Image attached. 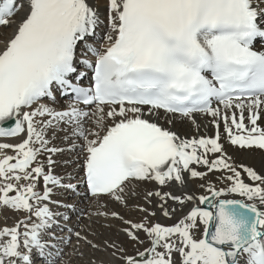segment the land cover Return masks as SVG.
Masks as SVG:
<instances>
[{"label": "snow or ice", "instance_id": "snow-or-ice-1", "mask_svg": "<svg viewBox=\"0 0 264 264\" xmlns=\"http://www.w3.org/2000/svg\"><path fill=\"white\" fill-rule=\"evenodd\" d=\"M0 28V264L73 236L110 257L87 264H264V174L229 155L264 152V0H0Z\"/></svg>", "mask_w": 264, "mask_h": 264}, {"label": "bare ground", "instance_id": "bare-ground-1", "mask_svg": "<svg viewBox=\"0 0 264 264\" xmlns=\"http://www.w3.org/2000/svg\"><path fill=\"white\" fill-rule=\"evenodd\" d=\"M101 11H103V9H101ZM11 29L8 28H0V33H10ZM209 120L210 118H198V122L201 124V127L199 129V131L196 130L195 126L192 125L189 121L185 120L183 123L177 122L176 126L174 128H172V130L174 131H178L181 134H185L188 136H201V135H205V136H211L214 135V128L209 124ZM159 123L161 124V126L163 127H172L171 125H168L167 123H165L163 120L159 121ZM262 124H264V121L261 122ZM205 125H207V127H205ZM0 142H7V143H16L17 140L16 138H7L4 139V141H0ZM9 154H13L11 152V150H9ZM229 155H231L233 161L235 162L236 165H244V166H248V167H253L258 173L264 174V152H261L259 150H254V151H242V150H238L235 148H229ZM199 168V166H197ZM199 170H203V169H199ZM220 174L219 173H215L214 175H210L209 179L212 181H215L216 177H218ZM243 176L246 177V174H242ZM200 181H196L194 187L196 188L197 192L199 193L201 190H199L198 185H199ZM218 187L220 185H217ZM153 187L152 185H141L137 188V191L143 192L149 188ZM135 200V198H133L132 200L129 201L133 203ZM138 204H144L143 200L137 199V205ZM113 205V206H111ZM109 203V207L110 208H114L119 207L116 204L113 203ZM136 207V205H134ZM149 208H151L152 206L150 205H145ZM81 207H85V205H81ZM115 207V208H116ZM135 207H131V211L129 213H132V217L128 218L127 215L126 217L128 219L131 220H138L141 216V213L135 211ZM89 211H92V209H88ZM120 209H118L119 211ZM125 211V209H123ZM128 210V209H127ZM126 210V211H127ZM130 210V209H129ZM186 211V209H185ZM1 215L3 216V220H4V224H0V227L5 226L6 224L8 226H11L13 224H15L16 220L15 217L17 216L16 213L14 212H10V211H3L0 212ZM4 214H10L8 216L4 215ZM123 214V211H122ZM125 214V212H124ZM123 214V215H124ZM126 215V214H125ZM18 217V216H17ZM75 218V217H74ZM93 219H96L95 216H93ZM12 220V222L10 223V221ZM75 222V219L74 221ZM102 223H111L112 227L106 228V227H99L97 224H92V230H95L96 232L100 233V237L97 238V242H99V239H103V238H112V239H116V233L118 231V228L120 226L119 223L115 222V220H110V221H103L101 220ZM160 223L164 224V225H171L173 223L172 220H168L165 218H161L159 220ZM91 222L89 221V219L87 218V216L85 215L83 220L81 221V223L77 226L78 228H86L87 225H89ZM2 225V226H1ZM106 231V233L104 232V235H101V231ZM108 233V234H107ZM89 239H93L92 236H89ZM120 241H122L124 243L125 246L130 245L129 242L121 235L120 236ZM76 247V240L75 237L73 236L72 240L70 243H68L65 247H64V256H63V260L67 262V264H87L89 259H95L97 260V262L101 259L103 260H109L110 257L108 256L107 253H103V252H94L91 248H88L84 245L81 244L80 247V251L84 253V256L81 257L79 256V254H73L74 250ZM140 247V246H139ZM143 247H147V244L143 245ZM132 248V247H131ZM131 250V249H130ZM133 251V248L132 250ZM114 264H119L118 261L114 262Z\"/></svg>", "mask_w": 264, "mask_h": 264}, {"label": "rangeland", "instance_id": "rangeland-1", "mask_svg": "<svg viewBox=\"0 0 264 264\" xmlns=\"http://www.w3.org/2000/svg\"><path fill=\"white\" fill-rule=\"evenodd\" d=\"M109 203H110V205H111V202H109ZM134 205H137V199H135L133 203L130 202V204H129V209H130V210H129V209H128V210L125 209V211H124L122 208H120V207H116V206H115L116 208H115V207H114V208H115L116 210L120 209L119 211H120L121 213H122V211H123V214H124V212H125V214H126V215L124 214L125 217H126L127 215L130 214V215L128 216V218H131V217H132V213H129V212L131 211V207H132V208L135 207ZM111 206H113V205H111ZM126 210H127V211H126ZM0 215H1V213H0ZM4 215L8 216V215H10V214H8V215H7V214H4ZM2 217H3V216H0V224H4V223H5L4 220H3L4 217H3V218H2ZM8 217H9V216H8ZM17 218H18V217L16 216V217H15V220H17ZM126 218H127V217H126ZM74 219H75V218H73V221H74ZM11 222H12V220L10 221V223H11ZM115 222H117V223L120 224V222H119L118 220H115ZM1 226H2V225H1ZM104 232L106 233V231H103V230H102V231H101V235H102V234L104 235ZM107 234H108V233H107ZM89 236H91V235H89ZM92 238L94 239V237H92ZM129 244H130V243H129ZM125 247L128 248V251H129L130 254L134 252V249H133V251H131L132 248H133L132 245H131L132 248L130 247V245H127V246H125ZM140 247H141V249H142V246H140ZM130 249H131V250H130ZM72 264H73V263H72Z\"/></svg>", "mask_w": 264, "mask_h": 264}]
</instances>
